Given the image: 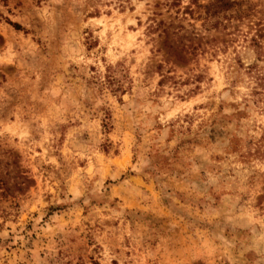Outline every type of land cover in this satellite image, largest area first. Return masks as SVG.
Masks as SVG:
<instances>
[{"label": "rangeland", "instance_id": "1", "mask_svg": "<svg viewBox=\"0 0 264 264\" xmlns=\"http://www.w3.org/2000/svg\"><path fill=\"white\" fill-rule=\"evenodd\" d=\"M0 264H264V0H0Z\"/></svg>", "mask_w": 264, "mask_h": 264}, {"label": "trees", "instance_id": "2", "mask_svg": "<svg viewBox=\"0 0 264 264\" xmlns=\"http://www.w3.org/2000/svg\"><path fill=\"white\" fill-rule=\"evenodd\" d=\"M230 6V4L227 5L226 2H221L219 1V3L216 5V9H219V10H223V9H226ZM17 30H21V26H19L18 24H12Z\"/></svg>", "mask_w": 264, "mask_h": 264}]
</instances>
